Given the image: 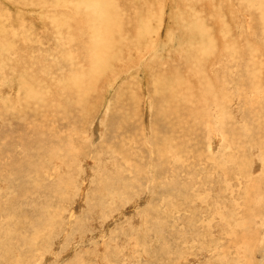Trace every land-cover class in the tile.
Here are the masks:
<instances>
[{"label":"rangeland","instance_id":"obj_1","mask_svg":"<svg viewBox=\"0 0 264 264\" xmlns=\"http://www.w3.org/2000/svg\"><path fill=\"white\" fill-rule=\"evenodd\" d=\"M58 1L0 0V264H264V0H110L103 74Z\"/></svg>","mask_w":264,"mask_h":264},{"label":"bare ground","instance_id":"obj_2","mask_svg":"<svg viewBox=\"0 0 264 264\" xmlns=\"http://www.w3.org/2000/svg\"><path fill=\"white\" fill-rule=\"evenodd\" d=\"M45 1L46 0H39V3H45ZM55 1V0H54ZM64 0H59L58 1V4H61L62 2H63ZM69 2L70 1H72L71 2V5L73 6H68V7H70V8H72L74 11H72L71 13H72V15L73 14H76V15H79V16H75L74 15V17H77L76 19H78L79 17H82L83 18V24H86V31H85V35L84 36H87L86 35V32L90 35L89 36V39H91V40H93L92 41V43H94L96 46H94L93 48H92V51L90 52V54L91 53H93L94 54V56H91V59L94 61V64H95V66L98 68V69H101L102 70V73L101 74H103V72H106V70L108 71V66H110V64H112L111 62H110V64H109V61H105V55L106 54H108V53H110L109 51L111 50V45H109V42L107 43V41H105V38H108L110 35H111V33L113 32V31H111L110 29V27H111V24L112 23H114L116 20L114 19V16H112L111 14H110V11L111 10H109V8H108V5L111 3V1L110 0H68ZM67 1V2H68ZM57 2V1H56ZM55 2V3H56ZM64 2H66V1H64ZM247 2L249 3L248 5H250V6H252V7H254V4L253 3H256L257 2V0H247ZM264 1H262V3H263ZM107 3V4H106ZM115 3H116V1H115ZM262 3H260L259 5H261ZM46 4L48 5V6H50V7H53V5L52 4H50L49 2H48V0H47V2H46ZM66 4V3H65ZM117 4V3H116ZM37 4H35L34 6H36ZM258 5V6H259ZM264 5V4H263ZM42 6V5H41ZM55 6V5H54ZM257 6V7H258ZM40 7V6H39ZM39 7H34V8H36V9H38ZM58 7H59V5H58ZM255 7H256V4H255ZM261 7H263L262 5H261ZM41 8V7H40ZM81 8H83V10L81 11ZM251 8V7H250ZM177 9V8H176ZM26 10H27V8H26ZM29 12L30 11H32V10H28ZM28 11H26V12H28ZM57 11V10H56ZM36 12V11H35ZM38 12V11H37ZM54 12H55V10H54ZM112 12V11H111ZM31 14H32V12H31ZM36 15V14H35ZM62 14H60V13H57L56 12V14H52V16H61ZM51 16V15H50ZM70 16V15H69ZM38 17H39V15H38ZM66 16H63L62 15V17H60L59 18V23L61 24V20H62V18H65ZM25 18V17H24ZM54 18V20L55 21H57L58 19H57V17H53ZM57 20H56V19ZM39 19V18H38ZM41 20V19H40ZM65 20H63L62 22H64ZM78 21V20H77ZM82 21V20H81ZM80 20H79V22H81ZM54 21H52V23H53ZM38 23V22H37ZM40 23H41V21H40ZM58 23V22H57ZM66 23V22H65ZM65 23H64V25H65ZM42 25V24H41ZM68 25V24H67ZM142 26H143V30H141V33L140 34H142L143 32H147L148 33V31L146 30L147 28L142 24ZM64 28V27H63ZM84 28V27H83ZM197 28V27H196ZM203 28V27H202ZM201 28V29H202ZM206 28V27H205ZM1 29V28H0ZM200 29V30H201ZM33 31V30H32ZM119 31V30H118ZM204 31V30H203ZM206 31V30H205ZM23 32V31H22ZM31 32V31H30ZM67 32V31H66ZM110 32V34H109V36H108V33ZM152 33H153V31H151ZM156 32V31H155ZM206 33H208V32H206ZM201 34H203L202 32H201ZM201 34H200V36L199 37H201ZM119 35H121V34H119ZM206 35V34H205ZM208 35V34H207ZM25 36H27L28 37V35L26 34V32L25 33H22V38H24ZM35 36V35H34ZM42 36H43V34H42ZM56 36V35H55ZM27 37H26V39H27ZM52 37V36H51ZM79 37V36H78ZM120 37V36H119ZM203 37V36H202ZM31 37H28V39H30ZM34 38L35 37H33L32 38V40H28V41H35L34 40ZM72 38H74V39H76L73 35H70V36H66L65 34L64 35H60V36H58L57 38H56V40H55V43H54V47H53V49L51 50V52H50V54H51V56H53L54 54H56L58 51H59V53L57 54V56L55 55V58L56 59H61V60H70V64L71 65H73L74 66V68L71 70V71H69L68 73H66V74H68V76H67V78H71V79H69V82H66L64 79L61 81L64 85H65V87H68V88H74L75 89V95H74V97L72 98V105L73 106H80V107H82V105H84V104H82L83 103V99L85 100L86 98H87V96H86V87H87V85H86V83H85V81H84V75H85V73H83L84 71L83 70H80V74L78 75H74L73 76V73L75 74V73H77V71H78V69L81 67L80 65H79V60L77 59V57H76V55H74L73 56V52H71V47H72V45H73V43H72ZM112 38H113V36H112ZM2 39V38H1ZM0 39V40H1ZM44 39V38H43ZM80 39H82L81 41H83V42H86L85 41V39H84V37L83 36H80ZM88 39V38H87ZM86 39V40H87ZM116 39V38H115ZM119 39V38H118ZM41 40V39H40ZM49 40V39H48ZM120 40H122V38H120ZM37 41V40H36ZM89 41V40H88ZM112 42H113V40H111ZM110 41V42H111ZM152 41H153V39H152ZM151 41V43H153ZM22 42H24V40L22 41ZM39 42V41H38ZM41 42V41H40ZM175 42H177V41H175ZM27 43V42H26ZM26 43H25V45H26ZM87 43V42H86ZM89 43V42H88ZM100 43V44H99ZM2 44V40H1V42H0V45ZM43 44V43H42ZM52 44V43H51ZM104 46H103V45ZM111 44V43H110ZM153 44H155V43H153ZM41 45V44H40ZM128 45V44H127ZM164 46L165 45H167V44H163ZM27 46V45H26ZM36 46H38V45H36ZM133 48H137V46H139V44H137V43H134L133 44ZM202 48H204L205 50H203L202 49V51H204L205 52V56L204 57H201V56H199L198 55V57H197V62H199L198 63V65L200 66V63H202V61H204V59H209L210 58V56L211 55H213L215 52L214 51H212L211 49H209L208 47H206L205 46V43L203 44L202 43ZM46 47H48V46H46ZM88 47H90L91 48V46H89L88 45ZM88 47H87V49H88ZM2 48H4V45H3V47ZM45 48V47H44ZM43 48V49H44ZM175 49H176V47H174ZM46 49V48H45ZM57 49V50H56ZM73 49V48H72ZM128 49H130V46L128 47ZM155 49H157V48H155ZM229 49V48H228ZM38 50V49H37ZM47 50H48V48H47ZM56 50V52H54ZM177 50V49H176ZM183 50H185V53L187 54V56L190 58V57H193L192 56V54H193V47H191V46H189V47H185ZM229 51V50H228ZM231 51H233V50H231ZM54 52V54H52ZM144 52V51H143ZM232 53V52H231ZM37 54H38V52H37ZM43 54V53H42ZM129 54V53H128ZM142 54H144L145 55V53H142ZM22 55H23V53H22ZM39 55H41V53H39ZM49 55V54H48ZM118 55V54H117ZM120 55H121V53H120ZM24 56V55H23ZM29 55H25L24 56V58H26V57H28ZM31 56V55H30ZM46 56V55H45ZM45 56H44V58H45ZM70 56V57H69ZM221 56V55H220ZM35 57V56H34ZM41 57V56H40ZM43 57V56H42ZM42 57H41V59H37L36 60V63H42V64H39L41 67H44L45 66V62H44V60L42 59ZM36 58H38V55H37V57ZM69 58V59H68ZM34 59V58H33ZM106 59H109L108 57L106 58ZM112 59H114L113 57H112ZM217 59H218V55H217ZM26 60H29V59H26ZM109 60H111V59H109ZM115 60V59H114ZM46 61V60H45ZM27 62V61H26ZM113 62V61H112ZM207 62V61H206ZM220 62V61H219ZM160 62H158V63H156V64H154V66L157 68H160V66L162 65V63L161 64H159ZM211 64V63H210ZM241 64V63H240ZM30 65V64H29ZM197 65V67H199ZM252 65V64H251ZM148 67V66H147ZM203 67V66H202ZM254 67V66H253ZM30 70H29V69ZM82 68V67H81ZM152 68V67H151ZM201 68V67H200ZM204 68V67H203ZM202 68V69H203ZM212 68V67H211ZM33 69H34V67H27V68H23L22 67V86H24V85H26L27 84V82L26 81H24V80H26L27 78H29V79H31L30 78V74H29V77H26V75H28V72H27V70L30 72L31 70L33 71ZM197 69V68H196ZM97 70V69H96ZM212 70H214V69H212ZM31 71V72H32ZM41 71H43V70H41ZM100 72V71H99ZM99 72H98V74H99ZM258 72V71H257ZM25 73H27L26 75H25ZM87 74V73H86ZM241 75V74H240ZM33 76V75H32ZM171 76H173V75H171ZM178 76V75H177ZM24 78V79H23ZM98 78V77H97ZM114 78V77H113ZM169 77H167V79H168ZM33 79H35V77H33L31 80H33ZM38 79V77L36 76V80ZM116 79V78H115ZM163 79L165 80V76H163ZM225 79V78H224ZM38 80H40V79H38ZM170 80V79H169ZM205 81V80H204ZM170 82V81H169ZM196 82H199V81H196ZM202 82V81H201ZM200 82V83H201ZM95 85H96V82H93ZM223 83V82H222ZM188 84V83H187ZM210 87L212 86L211 84L209 85ZM94 87V86H93ZM173 88V87H172ZM207 88V87H206ZM255 89H257L256 87H254ZM88 89V88H87ZM167 89L168 90H170L171 89V87L169 86V87H167ZM176 89H177V87H176ZM210 89V88H209ZM90 90H91V88H90ZM207 90H208V88H207ZM211 90V89H210ZM223 90V89H222ZM235 90V89H234ZM253 90V89H252ZM162 91V90H161ZM178 91V90H177ZM91 92V91H90ZM217 92V91H216ZM254 92V91H253ZM263 92V91H262ZM174 93H177L176 91L175 92H173L172 94H174ZM205 93V92H204ZM251 93V92H250ZM177 95V94H176ZM205 95V94H204ZM25 96L28 98V99H35V98H37L38 96H39V93L37 94V92L35 91V90H33V89H26L25 90ZM86 97V98H85ZM175 97H177V96H175ZM250 97H252V96H250ZM83 98V99H82ZM226 100V99H225ZM86 101V100H85ZM207 101V100H206ZM255 102V101H254ZM252 106V105H251ZM211 107H212V105H211ZM207 108V107H206ZM208 109V108H207ZM211 109V108H210ZM214 110V109H213ZM211 110L213 113H216V114H218L219 116H220V118H219V120H214L213 121V123L216 125H218L215 129H213V128H208L207 130L209 131V133H215L216 131V134L214 135V136H209L210 137V139H211V142H210V144H211V147L212 148H214L216 145H219V144H217L216 143V141H218L219 143H220V141L219 140H222L223 141V139L225 138V136L223 135V130H224V128H221L220 127V125H221V122L222 123H224L225 124V122H223V120L222 119H224L225 117H224V113L222 114V112L220 111H218V110ZM175 111V113L177 112V110H174ZM173 111V112H174ZM166 113V111L164 112V114ZM220 113V114H219ZM215 114V115H216ZM218 116V117H219ZM171 117V116H170ZM204 118V117H203ZM239 119V118H238ZM234 120V119H233ZM240 121V120H239ZM244 121V120H243ZM173 125V124H172ZM230 125H231V123H230ZM247 125V124H246ZM222 126V125H221ZM176 128V127H175ZM236 129V128H235ZM173 129H171V131H172ZM175 130H177V129H175ZM247 131V130H246ZM245 131V132H246ZM171 133V132H170ZM208 133V132H207ZM242 133V132H241ZM172 134V133H171ZM209 135V134H208ZM212 135V134H211ZM246 135V134H245ZM174 136V135H173ZM166 137V139H167V136H165ZM221 138H223V139H221ZM162 139V138H161ZM177 139V138H176ZM225 140V139H224ZM248 140V139H247ZM176 142V141H175ZM168 143H169V138H168ZM228 143V142H227ZM235 143V142H234ZM261 143V142H260ZM166 144V143H165ZM173 144H174V141H173ZM175 144H177V143H175ZM171 145H172V143H171ZM232 145V144H231ZM170 146V145H169ZM234 146V145H233ZM250 146V145H249ZM217 147V146H216ZM165 148V147H164ZM163 148V149H164ZM169 148V147H168ZM171 148V147H170ZM177 148H178V146H177ZM226 149V148H225ZM173 150V149H172ZM213 150V149H212ZM167 151H168V149H167ZM165 153H166V151H165ZM169 153V152H168ZM261 153V152H260ZM163 154V153H162ZM167 154V153H166ZM170 154V153H169ZM177 156V155H176ZM178 157V156H177ZM166 159H168V158H166ZM170 159V158H169ZM261 159H263V158H261ZM264 160V159H263ZM256 185V184H255ZM257 187V186H256Z\"/></svg>","mask_w":264,"mask_h":264}]
</instances>
